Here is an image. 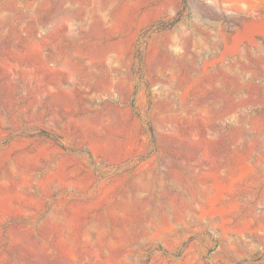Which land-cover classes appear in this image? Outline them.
I'll return each instance as SVG.
<instances>
[{
    "label": "rangeland",
    "instance_id": "1",
    "mask_svg": "<svg viewBox=\"0 0 264 264\" xmlns=\"http://www.w3.org/2000/svg\"><path fill=\"white\" fill-rule=\"evenodd\" d=\"M0 264H264V0H0Z\"/></svg>",
    "mask_w": 264,
    "mask_h": 264
}]
</instances>
